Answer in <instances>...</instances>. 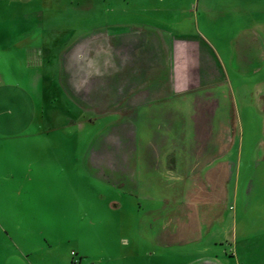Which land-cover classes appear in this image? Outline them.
Masks as SVG:
<instances>
[{
    "label": "rangeland",
    "instance_id": "374dc122",
    "mask_svg": "<svg viewBox=\"0 0 264 264\" xmlns=\"http://www.w3.org/2000/svg\"><path fill=\"white\" fill-rule=\"evenodd\" d=\"M3 76L36 118L0 144V264H196L197 237L264 234V0H0Z\"/></svg>",
    "mask_w": 264,
    "mask_h": 264
},
{
    "label": "crops",
    "instance_id": "0c3cea01",
    "mask_svg": "<svg viewBox=\"0 0 264 264\" xmlns=\"http://www.w3.org/2000/svg\"><path fill=\"white\" fill-rule=\"evenodd\" d=\"M9 101H14L15 105L23 110V105L25 107L30 105L29 109H27L28 114H24L22 110L11 113L9 108L11 103ZM22 102L24 103L22 104ZM31 104L32 97L24 86L11 82L4 76L0 77V140L2 142L0 144H4L2 140L5 138L20 137L24 131H27L29 122H34L36 114L35 116L32 114L33 107ZM19 122L22 123L20 126ZM226 234L225 242L227 246H224L221 251L222 255L220 254L219 256L212 255L215 248L212 249L209 245H206L209 254L202 256L200 254V243H203L205 239L201 236L197 237L196 264H264V262L258 263V260H256L259 254L263 253L259 246L262 247L264 245V234L248 236L243 230L239 232L237 224H233L230 231Z\"/></svg>",
    "mask_w": 264,
    "mask_h": 264
}]
</instances>
